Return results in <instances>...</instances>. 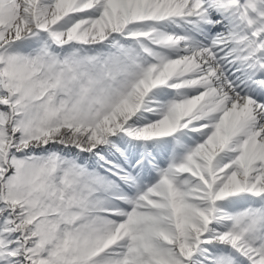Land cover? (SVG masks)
<instances>
[{
  "label": "snow or ice",
  "instance_id": "6c2138e0",
  "mask_svg": "<svg viewBox=\"0 0 264 264\" xmlns=\"http://www.w3.org/2000/svg\"><path fill=\"white\" fill-rule=\"evenodd\" d=\"M0 264H264V0H0Z\"/></svg>",
  "mask_w": 264,
  "mask_h": 264
}]
</instances>
